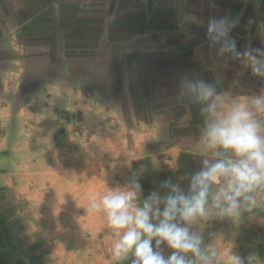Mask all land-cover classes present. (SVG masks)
Here are the masks:
<instances>
[{
	"label": "crops",
	"instance_id": "1",
	"mask_svg": "<svg viewBox=\"0 0 264 264\" xmlns=\"http://www.w3.org/2000/svg\"><path fill=\"white\" fill-rule=\"evenodd\" d=\"M211 21L217 24L223 21L226 35L234 32L240 38L250 37L253 30L258 31L264 25V0H0V141L8 139L9 129H22L25 114L33 119L36 115L38 118L43 115L48 127L56 130L57 114L78 111L82 114L125 113L118 98L122 89L131 91L134 86L139 93L138 80L144 83L147 91L154 83L164 84L167 92L160 97H171L169 105L182 106L180 101L184 97L193 102L197 94L192 91L185 96L184 87L200 83L212 74L215 76L207 77L209 81H223L220 75L222 66L228 65L216 56V51L222 48L214 39L217 33L211 36L208 33ZM226 38L220 39L225 41ZM247 70L245 67L244 75H248ZM41 73L47 75L37 76ZM229 74L234 75L233 71ZM29 75H35L31 87L27 86ZM224 82H227L226 77ZM170 85L177 86L178 90L169 92L167 87ZM221 95L219 92L214 97ZM150 111L155 114L159 110L152 107ZM212 112L217 114L218 107ZM112 128L114 140L117 130L153 129L148 123H134L127 128L117 121ZM145 136L147 140L157 137L147 132ZM51 137L50 140L55 142V136ZM24 141L31 146L39 145L34 139ZM182 142L193 149L198 144L209 145L207 139L192 135H184ZM156 144L163 145L159 140ZM180 149L184 150L183 147ZM219 149L218 155L217 149L213 148L214 152L206 156L214 162L236 159L231 157L232 151L222 152V155ZM157 154H151L152 161H158ZM179 158L180 155L164 160L176 164L180 162ZM117 170L120 172L121 167ZM131 182L129 174L123 184L113 181L112 187L102 186L101 193L104 196L128 190ZM226 182L222 179L220 184L211 185L208 192L213 188L222 190ZM263 187L256 189L259 191ZM64 188L66 191L67 185ZM181 192L194 194L184 186ZM213 196L210 195L205 217H197L191 225H185L181 220L178 224L189 227L201 238V249L209 264H232L234 255L241 257L244 264H264V229L259 230L258 235H250L252 231L248 233V227L252 225V204L240 201L234 214L221 216L214 206ZM144 202V193L137 191L136 205L142 207ZM81 219L80 230L84 231L78 237L81 241L111 243L107 264H132L131 254L120 259L114 257L113 246L122 231L117 234L109 226L103 210L99 220L92 225H88L86 215ZM239 237L243 242H250L245 245L247 248L238 246L235 249L233 244L228 248L222 246L224 240L236 243ZM158 250L165 257L172 251L167 245ZM250 255L254 257L251 261L248 259ZM187 256L195 264H203L190 253Z\"/></svg>",
	"mask_w": 264,
	"mask_h": 264
},
{
	"label": "rangeland",
	"instance_id": "2",
	"mask_svg": "<svg viewBox=\"0 0 264 264\" xmlns=\"http://www.w3.org/2000/svg\"><path fill=\"white\" fill-rule=\"evenodd\" d=\"M253 31L247 38L237 37L239 35L234 32L225 37L234 41L239 52L248 49L264 51V25ZM224 42L218 39L217 45L222 48ZM216 56L228 64L227 67L222 66L220 75L223 81H209L208 78L215 76L212 74L201 82L211 85L215 94L222 93L221 97H213L218 107L217 114L209 111V101L197 98L191 102L192 99L184 97L180 101L182 106L169 105L171 97H160L167 92L164 84L154 83L147 91L144 83L138 80L136 88L139 93L134 86L131 91L122 89L125 94L121 93L118 98L125 113L82 114L78 111L57 114L56 130L48 127L43 115L39 118L36 115L33 119L25 114L22 129H9L8 139L0 141V264H107L110 261V242H83L78 238L84 232L80 230L81 217L86 215L88 225L99 220L100 211L90 212L89 205L93 198L99 203L103 197L102 186L112 187L113 181L123 184L131 174L132 181L140 184L139 190L144 193L145 201L155 193L161 203L154 207L163 210V201L168 195L180 193L183 186L188 192L191 190L192 177L198 170H203L205 161L209 164L216 162L206 156L214 152L212 147L198 144L193 149L183 144L184 135L206 139L208 124L218 122L235 106L243 104L252 112L253 119L260 126L259 133L264 137V111H257L251 104L252 98L264 97V77L254 76L243 57L237 58L233 53L221 50L216 51ZM59 62L64 64L61 60ZM245 67L248 75H244ZM229 71H233L234 75ZM46 75L41 73L37 76ZM28 77L27 86L31 87L35 75ZM225 77L227 82H224ZM121 85L123 87L124 83ZM167 88L169 92L178 90L175 85ZM184 88V95L189 96L191 89L188 86ZM151 96L154 98L152 101L149 99ZM152 107L159 111L151 113ZM186 109L188 113L185 114ZM114 121L127 128L134 123H148L153 129H136L134 132L117 130L114 140L111 135ZM146 132L157 137L147 140ZM51 135L55 136V142L50 140ZM32 139L39 141V145L24 143V140ZM157 140L163 145L156 144ZM216 149L218 155L220 149ZM222 152L230 153V150L221 149ZM152 153H158L157 162L151 160ZM178 155L179 163L164 160ZM231 157L236 158L234 153ZM119 167L120 172L117 170ZM226 188L227 182L222 190ZM222 190H210L208 202L211 201L210 195L216 197ZM248 195L251 200L241 197L240 201L252 204V225L248 227V233L252 231L250 235H258V231L264 229V217H261L264 214V187ZM179 220L177 217L175 222ZM153 221L159 222L156 219ZM241 233L245 235L243 231ZM241 239L239 237L236 243L224 240L222 246L228 248L233 244L235 249L238 246L247 248L245 245L250 242ZM165 245L161 244L159 249Z\"/></svg>",
	"mask_w": 264,
	"mask_h": 264
},
{
	"label": "clouds",
	"instance_id": "3",
	"mask_svg": "<svg viewBox=\"0 0 264 264\" xmlns=\"http://www.w3.org/2000/svg\"><path fill=\"white\" fill-rule=\"evenodd\" d=\"M217 33L214 39L225 37L227 28L224 22L209 23L208 33ZM221 51L233 53L237 58H245L254 76L264 77V51L248 49L244 52L236 50L234 41L225 39ZM197 98L209 101V111H215L213 99L215 90L203 82L189 84ZM251 104L257 111H264V97H254ZM259 124L253 119V114L243 104L235 106L231 113L211 124L206 132V139L212 148L230 150L236 156L235 160H217L196 173L191 180V196L177 193L168 195L164 201L163 210L158 206L160 198L154 193L143 204L136 205V193L140 189L137 181H132L128 190L114 191L104 195L99 203L93 198L89 205L90 212L103 210L107 214L109 226L117 234L122 235L113 246V255L120 259L133 256L132 264H195L187 254L209 264L204 255L201 238L191 232L189 227L176 223L177 215L185 225H191L197 217L207 215L208 190L211 185H218L222 179L227 180V188L215 198L214 206L219 209V215H232L240 207V198L251 200L248 195L257 187L264 186V137L259 135ZM153 219L158 223H153ZM155 240V248L153 247ZM166 243L171 254L165 257L158 250ZM254 257L249 256V261ZM232 264H244L239 256L232 257Z\"/></svg>",
	"mask_w": 264,
	"mask_h": 264
}]
</instances>
